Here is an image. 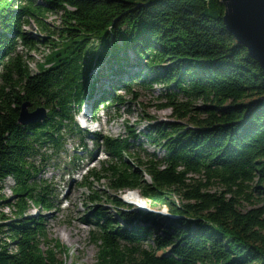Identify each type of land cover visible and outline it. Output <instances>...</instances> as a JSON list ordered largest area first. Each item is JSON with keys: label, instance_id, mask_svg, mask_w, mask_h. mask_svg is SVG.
I'll return each instance as SVG.
<instances>
[{"label": "trees", "instance_id": "obj_1", "mask_svg": "<svg viewBox=\"0 0 264 264\" xmlns=\"http://www.w3.org/2000/svg\"><path fill=\"white\" fill-rule=\"evenodd\" d=\"M18 1L0 0V190L11 176L17 197L14 218L0 210L8 221L0 264H63L41 246L43 216L25 213L29 201L53 205L34 159L45 158L43 146L57 151L67 135L88 131L75 118L83 105L95 117L97 105L124 102L116 90L153 82L163 84L161 105L176 118L150 121L141 133L129 128L126 137L93 131L91 140H101L109 160L88 167L82 182L107 177L116 191L139 188L169 212L136 209L121 195L106 197L116 216L92 204L91 234L99 243L93 264H264V69L226 28L221 1ZM51 9L61 10L52 28L44 20ZM30 17L47 34L22 30ZM17 40L49 43L48 65L32 71ZM26 100L29 109L43 104V120L18 122ZM140 135L163 149L143 169L127 160L133 145L144 149ZM215 180L220 191L207 188ZM239 197L259 203L243 210ZM1 226L0 220L3 232Z\"/></svg>", "mask_w": 264, "mask_h": 264}, {"label": "rangeland", "instance_id": "obj_2", "mask_svg": "<svg viewBox=\"0 0 264 264\" xmlns=\"http://www.w3.org/2000/svg\"><path fill=\"white\" fill-rule=\"evenodd\" d=\"M18 2V0H14V4ZM44 20L50 28L53 25H58L61 21V10H48L44 13ZM21 29L35 36L47 34L31 17L28 18V22L21 24ZM53 37H57V35L54 34ZM16 48L22 58L27 61L32 71L37 70L38 63L48 65V62L44 60L52 49L49 43L36 40L35 45L28 46L17 40ZM162 89L163 84L161 82H153L150 86L132 84L129 90H116L123 96L124 102H117L108 106L97 105L94 110L97 122L90 123L89 128L87 127L90 132L83 130L82 133L76 132L67 135L63 146L57 151L45 145L42 147V150L45 151V158L40 159L38 156L34 159L35 164L40 167L37 177L48 184V197L53 205L50 208H44L36 206L29 201L25 213L26 215L40 214L43 216L42 224L45 238L41 246L42 248H53L56 257L62 259L63 264H93L96 261L99 243L91 234V230L94 227L89 222L92 217L90 214L91 206L93 204L94 206L103 207L108 213H113V216H116V207L107 200V196L121 195L122 199L129 204H133L134 202L132 201L137 200L141 202L142 206H137L138 208L136 209L162 213L169 212V208L166 205H161L157 209L150 198L140 193L139 188L116 191L109 186L107 177H101L98 180L90 177L87 179L89 186L82 182L83 173L88 167L100 168L103 161L109 160V155L105 152L101 140H98V142L91 140L90 137L94 135L92 134L93 131L112 137H126L129 134V128H134L136 132L141 133L147 128V124L150 121H165L176 118L172 114L170 106L161 105V103L166 101L165 96L161 94ZM183 99L185 98L178 94V100ZM192 102L198 105L202 102V99L196 98ZM40 105L43 106V104ZM83 113L85 115L83 118H86V121L89 122L90 111L83 105L82 109L75 114L78 123L80 119H83ZM183 121L188 122L185 118ZM139 138L142 140L139 145L144 147V149L136 144V146L133 145L131 147L133 154L129 156L130 158L127 157V160L133 166L143 169L144 162L148 161L149 157L152 156L151 153L155 152L157 156H160L163 154V149L148 141L143 135H140ZM137 142L138 140L134 141V143ZM137 157H140L141 164L137 161ZM188 175L192 179L201 178L203 181L205 180L202 172H189ZM145 176L150 179L148 175ZM1 184L0 193L3 195V200H0V210L6 216L14 218L16 213L14 202L17 198L11 190L14 185V179L8 176ZM207 188L211 191H220L222 185L215 180L210 182ZM92 192L97 193L100 196L99 199L92 201L90 198ZM129 193L131 195H128ZM239 199V206L243 210L259 203L256 198L254 201L243 199V197H239ZM176 200L180 202L179 197H176ZM0 220L2 222L1 227L4 229L3 232H0V237L8 239L6 236L8 221L3 222L2 218ZM56 243H60L64 247L62 246V249H58ZM142 244L145 246L146 241ZM161 252L162 250H158V253Z\"/></svg>", "mask_w": 264, "mask_h": 264}, {"label": "water", "instance_id": "obj_3", "mask_svg": "<svg viewBox=\"0 0 264 264\" xmlns=\"http://www.w3.org/2000/svg\"><path fill=\"white\" fill-rule=\"evenodd\" d=\"M224 6L223 21L238 43L245 46L264 69V0H219ZM30 101L20 105L18 122L41 121L46 108L38 105L29 109Z\"/></svg>", "mask_w": 264, "mask_h": 264}, {"label": "bare ground", "instance_id": "obj_4", "mask_svg": "<svg viewBox=\"0 0 264 264\" xmlns=\"http://www.w3.org/2000/svg\"><path fill=\"white\" fill-rule=\"evenodd\" d=\"M235 39H236V38H235ZM247 50H248V49H247ZM84 116H85V115H84V113H83L82 118H83ZM79 121H80V122H79V125H80L82 128L85 129L86 126L82 125V123H81V122H83L82 119H80ZM88 128H89V127H88ZM86 129H87V127H86ZM128 195H131V193H129ZM132 202H134L133 204L136 205V206H141V205H142L141 202H139V201H137V200H136V201L134 200V201H132Z\"/></svg>", "mask_w": 264, "mask_h": 264}]
</instances>
